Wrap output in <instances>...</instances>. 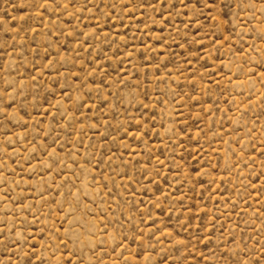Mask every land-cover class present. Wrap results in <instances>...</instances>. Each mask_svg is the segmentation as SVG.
I'll return each mask as SVG.
<instances>
[{"label": "rangeland", "instance_id": "rangeland-1", "mask_svg": "<svg viewBox=\"0 0 264 264\" xmlns=\"http://www.w3.org/2000/svg\"><path fill=\"white\" fill-rule=\"evenodd\" d=\"M0 264H264V0H0Z\"/></svg>", "mask_w": 264, "mask_h": 264}]
</instances>
